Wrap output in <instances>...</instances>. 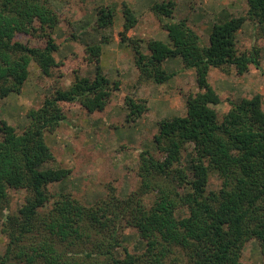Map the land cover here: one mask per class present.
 Instances as JSON below:
<instances>
[{"label": "trees", "instance_id": "1", "mask_svg": "<svg viewBox=\"0 0 264 264\" xmlns=\"http://www.w3.org/2000/svg\"><path fill=\"white\" fill-rule=\"evenodd\" d=\"M177 5V0H163L151 8L169 43L152 39L147 54L139 40H131L139 81L170 82L178 72L168 73L163 65L180 59L182 72L195 71L198 92L187 98L184 116L160 121L154 137L160 157L149 151L139 155L140 186L127 198L111 189L86 206L50 190L72 174L51 166L56 158L46 140L67 122L64 106L103 112L118 90L102 72L101 45L87 48L95 75L77 76L71 86L57 88L27 113L22 132L0 121V223L8 239L0 264H246L243 250L252 239L264 255L263 96L231 101L220 119L215 107L222 100L209 81L211 69L235 68L240 76L251 67L260 70L259 51L240 52L237 36L248 22L264 35V0H248L245 15L214 23L208 47L187 21L176 18ZM116 11V6L100 8L96 30L111 29ZM123 15L126 41L138 19L128 4ZM59 23L47 0H0V102L21 94L33 63L46 76L58 67L59 45L52 34ZM36 34L46 39L44 47L19 39ZM125 106L128 122L149 111L146 101L133 98ZM214 173L222 182L219 190H209ZM12 190L27 196L18 213L7 214ZM127 229L145 243L142 254L123 242Z\"/></svg>", "mask_w": 264, "mask_h": 264}, {"label": "rangeland", "instance_id": "2", "mask_svg": "<svg viewBox=\"0 0 264 264\" xmlns=\"http://www.w3.org/2000/svg\"><path fill=\"white\" fill-rule=\"evenodd\" d=\"M57 13L60 23L53 32L59 45L55 55L58 67L50 76L44 75L36 64H32L30 77L20 95H11L0 102V121L6 120L22 132L28 124L27 113L40 108L45 100L59 88L72 85L77 76H93L96 64L87 61L89 45L102 46L101 68L118 90L105 111L89 113L77 105H66L67 122L46 137L56 161L52 167L70 169L72 174L62 183L50 187L52 193L70 194L86 206L95 205L108 196L111 189L121 198H127L140 186L138 176L139 155L149 151L160 157L154 137L159 132L160 121L186 114L189 95L198 92L193 69L182 72L180 59L166 61L163 65L168 73L178 72L170 82L158 85L141 83L140 72L135 64L131 40H139L143 52L149 53L148 41L152 39L169 43L167 33L151 8L163 0H47ZM175 16L185 20L200 36L203 46L210 45L212 26L228 17L246 14L248 0H177ZM128 4L138 19L134 30L127 33L129 40L122 41L125 19L123 5ZM116 6V16L111 29L96 30L98 11L102 7ZM26 36V35H25ZM240 52L257 49L261 68L251 67L240 76L235 68L227 72L211 69L209 81L221 97L216 106L220 119L230 110V102H240L256 94L263 96L264 107V35L251 22L238 33ZM25 43L44 47L46 39L20 37ZM127 98L146 101L149 111L136 122H128L125 106ZM190 148L192 145L189 146ZM221 180L212 174L209 190H219ZM25 191L12 190L7 214H16L25 202ZM123 242L132 253L142 254L145 243L137 231L127 229ZM8 239L1 233L0 253L6 249ZM242 261L246 264H264L260 244L252 239L245 244Z\"/></svg>", "mask_w": 264, "mask_h": 264}]
</instances>
